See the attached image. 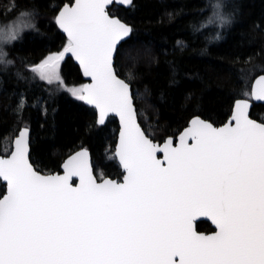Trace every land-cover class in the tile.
Returning a JSON list of instances; mask_svg holds the SVG:
<instances>
[{
    "label": "snow or ice",
    "instance_id": "obj_1",
    "mask_svg": "<svg viewBox=\"0 0 264 264\" xmlns=\"http://www.w3.org/2000/svg\"><path fill=\"white\" fill-rule=\"evenodd\" d=\"M110 2L65 6L57 22L68 45L34 70L60 80V61L75 56L92 84L72 94L99 109L100 123L116 112L124 124L118 154L125 182L98 184L86 153L67 162L65 176L40 175L28 163L22 129L11 157L0 159V178L9 185L0 199V264H264V125L248 120L240 101L235 127L197 118L178 146L171 139L162 149L154 145L136 124L128 84L112 70L117 43L131 29L109 17ZM258 83L264 98V76ZM73 176L79 187L71 186ZM198 216L219 231L197 234Z\"/></svg>",
    "mask_w": 264,
    "mask_h": 264
},
{
    "label": "trees",
    "instance_id": "obj_2",
    "mask_svg": "<svg viewBox=\"0 0 264 264\" xmlns=\"http://www.w3.org/2000/svg\"><path fill=\"white\" fill-rule=\"evenodd\" d=\"M71 1L0 0V26L24 21L0 41V149L27 126L36 169L59 170L66 155L85 147L96 176L120 178L116 119L98 125L94 109L72 94L84 82L78 66L62 59L60 80L34 70L68 44L55 14ZM108 11L131 25L114 67L130 83L138 120L153 140L175 137L195 115L223 123L264 73V0H133ZM250 116L264 122V103H253ZM196 227L212 229L206 220Z\"/></svg>",
    "mask_w": 264,
    "mask_h": 264
},
{
    "label": "water",
    "instance_id": "obj_3",
    "mask_svg": "<svg viewBox=\"0 0 264 264\" xmlns=\"http://www.w3.org/2000/svg\"><path fill=\"white\" fill-rule=\"evenodd\" d=\"M132 1L133 0H130V3L128 4H125L122 2V0H111V2L109 4L106 5V12L107 14L109 15L110 18L112 19H116V20H119L122 24H125L127 25L130 29H131V25L127 22H125L124 20L120 19L117 15H112L109 13L108 11V8L110 6H112L113 4H116V5H120V6H124V7H128L132 4ZM76 3V0H72L71 2H64L57 10L56 14H55V23L58 27V29L64 34V36L68 39L69 41V38H68V35L67 33L59 26L58 22H57V17L59 16L60 12L64 9L65 6H72ZM132 31V29H131ZM131 34V33H130ZM130 36V35H129ZM129 36L127 37H124L122 38L118 43H117V46L113 52V58H112V70L113 72L115 73L117 79H120L122 81H124L126 84H128L129 86V92H130V95H131V98H132V108L134 109L135 111V116H136V124L139 126L140 130L145 134V136L154 144V145H157L159 146L161 149L164 147L165 143L171 139L173 141L172 143V146L173 147H176L179 145L180 143V136L182 133L185 132L186 129L190 128L191 127V122L194 120V119H199V120H202L206 123H210L212 124V126L214 128H223L225 127L226 125H230L232 127H235V114H236V111H237V103L240 102V101H244L247 103V108L245 110V115L247 117L248 120L254 122L255 124H258V125H264V122L262 121H259L255 118H252L250 116V109L253 105V103H264V98H260L259 97V79L264 76V73H259L257 74L256 76H254V78L252 79L251 81V84H250V92H249V97H243V98H237L234 100L233 104H232V108H231V112L229 114V116L227 117V119L219 124V125H215L213 124L211 121L207 120V119H204L202 118L201 116L199 115H195L193 117H191L187 124L176 134L175 137L173 136H166L163 140L161 141H158V140H153L150 136H148L146 134V132L144 131L143 127L141 126L139 120H138V115H137V110H136V106L134 104V98H133V95H132V89H131V85L129 82H127L124 78L120 77L116 70H115V67H114V59H115V55H116V51H117V48L118 46L120 45L121 42H123L124 40H126L127 38H129ZM68 45V44H67ZM66 45V46H67ZM65 46V47H66ZM65 47L62 49L61 52H63V50L65 49ZM66 57H70L73 62L78 66L81 74H82V77L84 79V82L82 83L81 85V88L85 85H91L92 84V79L90 76H86L84 75V72H83V68L82 66L80 65L79 61L75 58V56L72 54V53H66L64 58ZM63 58V59H64ZM83 103L91 108L94 109L95 111V119H96V123L98 125H104L106 123V121L108 120L109 117H114L116 119V122H117V132H116V141H115V144H114V150H113V155L115 157V160L117 162V164L119 165L121 171H122V176L120 178H112L110 176H103L102 178L98 179V177L95 175L94 173V168H93V164H92V158H91V154H90V151L88 148H85V147H80L72 152H70L68 155H66L63 160L61 161L60 165H59V170H55V171H52V172H42L38 169H36V167L34 166V164L31 162L30 160V129L27 127V126H22L19 128V130L17 131V133L12 137V140H11V146H10V149L9 151L6 153V154H3L1 152V149H0V159H8L11 157L12 153L15 151V141L16 139L19 137L20 135V132L22 129H27L28 130V137H27V160H28V163L32 166L33 170L38 172L40 175L42 176H65L67 174V169L65 167V165L67 164V162L73 158V157H77V162H79V157H78V154L79 153H86V155L82 158L83 159V162L84 164L88 167V169L90 170V174L92 175L93 179H95V181L98 183V184H102L104 183L105 181H114V182H117V183H124L125 182V176L127 175V172H126V169L123 167V164L120 160V156H119V148H120V143H121V133L124 129V124L120 118V115L116 112H109L106 114L104 120H103V123H100V113H99V109L96 108L95 105L93 104H89L86 100H83ZM189 144L192 143V140L189 138L188 141H187ZM0 146H1V140H0ZM156 156H157V159L162 161L164 163V166L166 167L167 166V163H166V160H165V156H164V153L163 151H160V152H157L156 153ZM0 181L4 184V192L2 193V195L0 196V199H3L5 196H7L9 194V185L6 181H4L2 178H0ZM70 183H71V186L72 187H79L80 185V179L78 176H73L70 180ZM200 220H206L209 222V224L211 225L212 227V230L209 231V232H205V231H199L196 227V223ZM192 227L193 229L196 231L197 234H200V235H205V236H212V235H215L219 229L218 227L216 226V224L212 221V219L210 217H207V216H198L195 218V220L192 222ZM178 260V258H177Z\"/></svg>",
    "mask_w": 264,
    "mask_h": 264
},
{
    "label": "rangeland",
    "instance_id": "obj_4",
    "mask_svg": "<svg viewBox=\"0 0 264 264\" xmlns=\"http://www.w3.org/2000/svg\"><path fill=\"white\" fill-rule=\"evenodd\" d=\"M18 27H19V24L17 22H11L10 25H8V26H0V41H1V37L2 36L3 37H9L8 35H9L10 32L13 31V28L15 30H17ZM3 40H5V39L3 38ZM80 88H81V86L75 87V89H80ZM11 140H12V138L10 139L8 144H6V146H3V147L6 148L5 150H1L3 152V154H6L9 151L10 146H11ZM2 145H4V142L1 140V146ZM97 177H98V179H100L103 176L100 175V174H97Z\"/></svg>",
    "mask_w": 264,
    "mask_h": 264
},
{
    "label": "flooded vegetation",
    "instance_id": "obj_5",
    "mask_svg": "<svg viewBox=\"0 0 264 264\" xmlns=\"http://www.w3.org/2000/svg\"><path fill=\"white\" fill-rule=\"evenodd\" d=\"M211 230H212V229H211ZM211 230H210V231H211ZM199 231H201V230H199ZM205 232H209V231H205Z\"/></svg>",
    "mask_w": 264,
    "mask_h": 264
}]
</instances>
